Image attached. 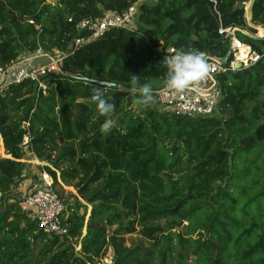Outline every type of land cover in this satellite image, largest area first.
Returning <instances> with one entry per match:
<instances>
[{
  "label": "trees",
  "instance_id": "trees-1",
  "mask_svg": "<svg viewBox=\"0 0 264 264\" xmlns=\"http://www.w3.org/2000/svg\"><path fill=\"white\" fill-rule=\"evenodd\" d=\"M136 2L0 0L1 66L39 52L64 54L60 72L42 77L44 88L24 80L0 91V139L10 155L0 158V264H99L109 247L112 264H264V38L237 31L263 56L216 76L215 115L178 116L154 104L136 110L130 93L131 75L140 84H165L160 49L222 58L229 38L221 27L256 35L248 0H147L132 28H109L75 48L91 33L82 21ZM253 10L254 23L264 27V0ZM97 88L115 105L116 127L107 136L100 132L105 117L89 102ZM28 152L47 163L67 235L44 232L15 198ZM137 226L147 244L127 246L124 235Z\"/></svg>",
  "mask_w": 264,
  "mask_h": 264
},
{
  "label": "built area",
  "instance_id": "built-area-1",
  "mask_svg": "<svg viewBox=\"0 0 264 264\" xmlns=\"http://www.w3.org/2000/svg\"><path fill=\"white\" fill-rule=\"evenodd\" d=\"M147 0H138L122 13H106L103 17L96 20H84L79 26L91 31L88 37L77 38L75 48L82 44L100 38L109 28H132L138 13L139 4ZM149 1V0H148ZM151 1V0H150ZM247 7V6H246ZM219 33L229 38L231 45L230 61L224 65L219 61V57H208L206 61L214 66L205 81L197 87L181 94L169 92L165 87L155 94L156 101L165 107L171 113L178 116L197 117L212 116L217 113L220 100L219 90L214 91L215 80L219 73L238 69L237 66L249 67L260 60L263 56L253 50L252 46L243 42L237 37L236 28L219 29ZM263 37V34L260 35ZM173 46L160 49L163 57L172 54ZM58 56H47L49 60L46 63L34 65V57L19 59L8 66L0 65V91L9 84L20 83L24 80L35 81L39 87L44 88L45 83L42 77L48 74H58L60 72L61 61L64 54ZM27 62V66L21 64ZM28 142V137H24L23 144ZM26 181L24 179L22 182ZM21 182V183H22ZM54 180L51 174L43 170L40 173L38 183H33V187L20 192L16 199L20 202L21 210L31 220L37 221L39 227L47 234L67 235L69 225L62 218L64 203L58 193L55 191Z\"/></svg>",
  "mask_w": 264,
  "mask_h": 264
},
{
  "label": "clouds",
  "instance_id": "clouds-1",
  "mask_svg": "<svg viewBox=\"0 0 264 264\" xmlns=\"http://www.w3.org/2000/svg\"><path fill=\"white\" fill-rule=\"evenodd\" d=\"M163 62L167 68L164 86L174 94H181L197 87L214 70V66L204 59V54L194 48L172 49V54L165 56ZM139 80L140 77L136 75L130 76V93L136 97L133 103L144 108L150 107L154 103L152 86L148 83L140 84ZM89 102L95 105L99 116L105 117L100 125V132L107 136L116 127V121L111 118L115 105L109 102L103 88L94 89Z\"/></svg>",
  "mask_w": 264,
  "mask_h": 264
},
{
  "label": "rangeland",
  "instance_id": "rangeland-1",
  "mask_svg": "<svg viewBox=\"0 0 264 264\" xmlns=\"http://www.w3.org/2000/svg\"><path fill=\"white\" fill-rule=\"evenodd\" d=\"M245 5H247V2H245ZM257 34L262 35L261 30L260 31L258 30ZM26 57H28V55L22 56V58H24V59ZM35 60H37V61H35ZM35 60L33 61L34 65L39 64V63L44 64L49 60V58H47V54L40 52V54L35 58ZM21 65L27 66L28 63L24 62ZM150 84L152 86V89H154L153 92H157V91H159L165 87L164 83L162 81L156 80V79L151 80ZM153 104L157 109L165 110V107L160 105L156 101L155 97H154V103ZM134 109L138 110L137 105H135V104H134ZM8 157H10V155H7L6 150L4 148V145H3V142H2V139H0V158H8ZM22 161H24V163L26 164V176L27 177H26V181L19 183L17 186L14 187L13 191H14L15 196H17L20 192H22L23 190H25L27 188L33 187V186H31V185H33V180H30V179L35 178V181H36V178H38L40 176V173L44 170V167L47 164L46 162L39 160L31 152H28L25 155L24 159H22ZM58 174H59V172H58ZM63 187H64V190L66 193H73V194L78 196L77 190L75 189L74 186H65L64 185ZM90 211H91V205H88V212H87L86 220L89 217ZM116 228H117V225L108 227L107 232L109 234H112ZM136 229L137 230L135 233L124 235L125 244L127 246H135L138 243L147 244L145 242V238L141 234H139V230L141 229L140 226H137ZM84 233H86V229L84 230ZM80 248L81 247L78 245L77 250H80ZM112 257H113V250L111 247H109L106 256L99 260V264H112Z\"/></svg>",
  "mask_w": 264,
  "mask_h": 264
},
{
  "label": "water",
  "instance_id": "water-1",
  "mask_svg": "<svg viewBox=\"0 0 264 264\" xmlns=\"http://www.w3.org/2000/svg\"><path fill=\"white\" fill-rule=\"evenodd\" d=\"M255 1L256 0H248V2H247V7H246L247 20H248V24L250 27L256 29L257 31L261 30L263 37L260 36L261 34L253 35V34L249 33L248 31L241 30L239 28H236V31H241L245 35H247L251 38H254V39L264 38V27L260 26V25H256L253 21V11H254L253 9H254ZM203 54H204L205 60L208 57H210V55L208 53H203ZM230 55H231V45L229 44L227 54L224 57L219 58V61L222 64L226 65L230 61ZM239 67H240V65L237 66V68H239ZM72 78L75 80H81V81H85V82L95 83V84H98L100 86H103L105 88H110V89H122L123 88V86L119 85L118 83L110 82V81H106V80H95V79H92L89 77H81V76H72ZM214 80H215V85H214L213 90L217 91V90H219V81L216 77H214ZM156 93L157 92H153V94H156Z\"/></svg>",
  "mask_w": 264,
  "mask_h": 264
},
{
  "label": "crops",
  "instance_id": "crops-1",
  "mask_svg": "<svg viewBox=\"0 0 264 264\" xmlns=\"http://www.w3.org/2000/svg\"><path fill=\"white\" fill-rule=\"evenodd\" d=\"M39 54H40V52L37 53V54H35V55H30V56H28V57H35V58H36ZM35 61H37V60H35ZM38 61H39V60H38ZM30 180H33V183H38V181H39V177L36 178V181H35V178L30 179Z\"/></svg>",
  "mask_w": 264,
  "mask_h": 264
}]
</instances>
